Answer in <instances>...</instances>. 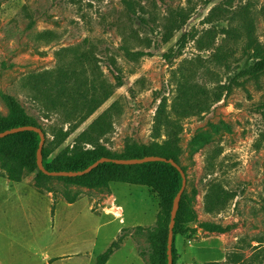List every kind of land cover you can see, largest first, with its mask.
I'll use <instances>...</instances> for the list:
<instances>
[{
  "label": "rangeland",
  "instance_id": "obj_1",
  "mask_svg": "<svg viewBox=\"0 0 264 264\" xmlns=\"http://www.w3.org/2000/svg\"><path fill=\"white\" fill-rule=\"evenodd\" d=\"M131 1L132 8L123 0L5 1L0 12V94L17 98L49 131L59 117L41 118L23 79L55 69L56 53L63 48L93 52L106 77L115 83L114 77L120 75L124 85L70 134L64 147L73 148L78 135L116 102L112 131L101 142L112 153L121 154L128 143L150 145L156 141L155 116L164 99L171 111L173 73L180 65L192 71L196 84L221 91L231 87L209 112L180 121L179 135L187 177L185 194L196 214L194 227L214 222L229 230L208 233L198 229L195 235L177 236L175 246L178 264H231L226 259L234 253L248 259L257 241H264V74L232 83L235 74L250 63L245 39L235 42L217 37L216 45L225 44L224 51L231 53L230 71L212 62L213 51H200L197 39L182 50L177 41L182 33L201 36L212 27L204 24L210 10L224 3L231 13L239 12L241 6L249 8L255 35L264 46V0H218L210 5L206 0ZM181 9L187 15L186 26L165 44L161 24L172 11ZM230 25L242 34L238 20L215 21L213 26ZM44 32L52 36L44 38ZM132 32L140 40L132 38L131 49L147 54L134 61L121 49L123 37L129 38ZM179 51L171 61L165 57ZM112 60L121 73L111 66ZM0 114H9L1 96ZM171 115L178 120L176 114ZM70 129L64 126L65 132ZM213 183L220 184L233 199L223 211L209 214L205 196ZM52 189V193L38 190L32 174L14 183L0 171V264H97L98 257L121 236L124 242L110 264H149L147 236L123 231L155 224L159 199L148 188L113 183L100 190L54 181ZM76 195L77 200L68 203Z\"/></svg>",
  "mask_w": 264,
  "mask_h": 264
},
{
  "label": "trees",
  "instance_id": "obj_2",
  "mask_svg": "<svg viewBox=\"0 0 264 264\" xmlns=\"http://www.w3.org/2000/svg\"><path fill=\"white\" fill-rule=\"evenodd\" d=\"M5 1L0 0V12ZM218 0H206L210 5ZM131 0H123L128 8H132ZM239 12L231 13L224 7V3L214 6L204 24L210 25L201 36L182 33L178 39L179 48L184 49L189 41H195L200 51H213L212 62L227 71L231 64V53L224 51V45H216L219 35L224 36L225 41L230 39L235 42L246 40L245 50L248 53L250 63L235 74L232 83L239 79L258 77L264 74V46L261 45L255 35V25L247 6H241ZM264 14V5L261 9ZM137 14L135 9L131 11ZM170 13V12H169ZM227 20L241 22L242 34L238 33L237 26L228 28H215V21ZM187 15L185 10L172 11L161 24L162 41L167 44L176 33H180L186 26ZM129 38L123 37L124 44L121 49L132 61L138 60L147 54L144 51H133L129 42L136 38L137 33ZM44 38L52 36L51 32H44ZM133 38V39H132ZM49 39V38H48ZM150 46V44L148 45ZM180 55L171 53L165 57L171 61ZM58 66L49 71L32 74L23 79V87L30 92L31 100L36 103L42 119L49 120L52 116H58V123L50 127L49 131L38 119L30 115L21 102L12 95L1 93L9 114H0V133L24 127L35 126L41 128L46 135L43 149V164L49 172H78L90 167L103 158L110 159H134L149 156L162 157L175 161L186 173V168L181 164L183 151L180 146L179 135L182 132L180 121L190 116L202 115L217 103L222 101L223 92H229L231 87L224 91L208 89L194 82L193 73L184 65L177 67L173 73L175 82V95L171 103V111H167L166 100L160 103L153 127V136L156 140L150 145L128 143L121 154L112 153L103 141L112 131V110L117 105L113 103L104 113L96 117L88 127L77 137L73 148L64 147V143L72 132L80 125L93 117L108 101L116 95V88L124 85L120 75L114 77L111 82L100 67L93 52L82 50L80 47H68L56 53ZM111 66L116 72L121 73L114 60ZM171 113L178 117L174 119ZM264 116V113H263ZM69 125L70 131L65 132L64 126ZM52 137V139L49 138ZM161 137L165 139L160 143ZM41 138L38 133L25 131L0 139V171L5 178L14 183L23 182L27 174L34 175L35 187L40 191L53 192V182L64 183L65 186H79L92 189H105L113 183L130 186L146 187L159 199V213L155 224L151 227H136L126 229L124 232L135 230L145 234L150 245L149 264H168V236L173 202L182 188V176L179 171L169 163L151 162L135 166H121L113 163H103L91 173L75 178L50 177L39 170L37 165V153ZM58 153L53 156L54 151ZM233 199L228 191L220 184L213 183L205 196L206 211L209 214L219 213L227 208ZM77 200L69 197L68 203ZM196 214L193 211L192 200L186 198L183 193L180 207L177 213L174 227V242L172 248L173 264H178V254L175 246L177 236H192L202 229L208 233H226L229 227L214 222H203L194 227ZM124 242V236L114 241L106 252L97 259V264H106L114 253L120 249ZM253 247L251 256L247 259L243 255L232 254L226 259L231 264H264V241H257ZM220 264V263H213Z\"/></svg>",
  "mask_w": 264,
  "mask_h": 264
},
{
  "label": "water",
  "instance_id": "obj_3",
  "mask_svg": "<svg viewBox=\"0 0 264 264\" xmlns=\"http://www.w3.org/2000/svg\"><path fill=\"white\" fill-rule=\"evenodd\" d=\"M25 131H33L35 133H38L41 138L40 146L37 153V165L40 171H42L45 175L50 177H65V178H75V177H81L84 175H87L91 173L94 169H96L99 165L103 163H113L116 165L121 166H135V165H142L146 163L151 162H165L171 164L173 167H175L179 173L182 176V188L177 194V196L174 199L173 207L171 211V218H170V226H169V236H168V264H173V254H172V248H173V242H174V227L176 222L177 213L180 207V202L183 196V193L185 192L186 185H187V177L186 173L183 171L182 167L178 165L175 161L162 158V157H155V156H149L144 158H134V159H110V158H103L92 164L90 167L83 171L78 172H49L46 170L43 164V149L46 142V135L44 131L41 128L35 127V126H24L19 128H14L8 131H5L3 133H0V139L7 137L9 135L25 132Z\"/></svg>",
  "mask_w": 264,
  "mask_h": 264
},
{
  "label": "crops",
  "instance_id": "obj_4",
  "mask_svg": "<svg viewBox=\"0 0 264 264\" xmlns=\"http://www.w3.org/2000/svg\"><path fill=\"white\" fill-rule=\"evenodd\" d=\"M180 262H182V258L180 259ZM106 264H110V260Z\"/></svg>",
  "mask_w": 264,
  "mask_h": 264
}]
</instances>
